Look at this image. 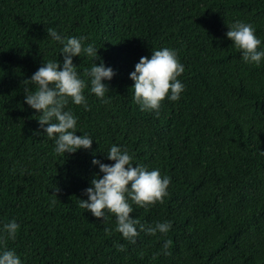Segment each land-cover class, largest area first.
I'll return each mask as SVG.
<instances>
[{
  "label": "trees",
  "instance_id": "trees-1",
  "mask_svg": "<svg viewBox=\"0 0 264 264\" xmlns=\"http://www.w3.org/2000/svg\"><path fill=\"white\" fill-rule=\"evenodd\" d=\"M237 21L254 27L264 51V0H0V254L12 250L22 264H264V57L243 61L226 36ZM49 27L97 52L72 58L88 109L70 98L65 108L92 146L65 155L25 103L23 81L63 64ZM165 48L184 67V91L141 111L130 73ZM101 61L114 72L103 100L85 75ZM113 145L170 178L163 203L128 201L130 218L169 222L166 234L137 226L133 243L107 210L103 223L79 206L103 176L93 159L113 165ZM13 220L15 239L4 231Z\"/></svg>",
  "mask_w": 264,
  "mask_h": 264
},
{
  "label": "clouds",
  "instance_id": "clouds-1",
  "mask_svg": "<svg viewBox=\"0 0 264 264\" xmlns=\"http://www.w3.org/2000/svg\"><path fill=\"white\" fill-rule=\"evenodd\" d=\"M229 29L226 36L241 51L243 61L258 66L264 57V51H258L261 40L256 37L254 27L249 23L237 21ZM47 33L48 37L63 45L61 50L63 64L61 66L57 61L44 63L30 80L23 81L25 103L40 113L38 123L46 136L55 140L56 154L65 155L75 153L79 149H90L93 139L88 135L77 136L75 130L77 118L70 111H65V108L70 98L75 105H83L85 110L88 109L85 96L82 94L86 84L78 77L72 58L80 57L82 52L97 57V52L91 44L84 46L86 38L83 36L65 38L50 27L47 28ZM183 72L184 67L177 59L176 51L172 49L154 51L150 59L141 57L139 63L135 65V71L130 73V79L134 82L132 88L134 102L140 106L141 111H158L161 102L166 98L172 101L179 100L184 85L178 77ZM85 75L90 77L91 93L103 100L109 88L102 81L111 80L114 76L113 70L106 68L101 61L99 66L93 63ZM106 158L115 163L107 165L93 159V165L99 166L103 176L102 178L94 176L91 187L84 192L88 200H80L79 206L90 211L97 219L102 218L103 223L108 221L105 212L107 210L116 218L115 231L133 243L138 235L137 226L140 231H147L149 235H155L157 232L166 234L171 228L169 222L145 228L137 219L130 218L133 208L128 201L130 199L140 208L157 202L163 203L171 182L170 178L161 177L158 169L149 171L144 166H133L131 163L133 157L128 150L122 151L116 145L110 148ZM18 228L15 220L4 225V231L11 239L16 238ZM104 231L109 232L110 229L105 228ZM170 244L171 241H166L163 245L166 255L170 254L167 252ZM0 264L22 262L14 251L8 250L0 254Z\"/></svg>",
  "mask_w": 264,
  "mask_h": 264
}]
</instances>
